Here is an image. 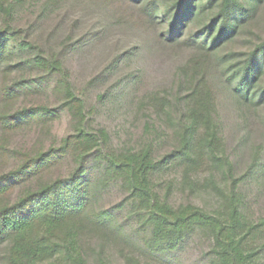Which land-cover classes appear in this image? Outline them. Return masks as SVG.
<instances>
[{"label": "rangeland", "instance_id": "obj_1", "mask_svg": "<svg viewBox=\"0 0 264 264\" xmlns=\"http://www.w3.org/2000/svg\"><path fill=\"white\" fill-rule=\"evenodd\" d=\"M147 13L137 0H0V28L14 31L15 47L0 66V117L55 114L12 130L0 125V173L22 153L62 146L68 151L44 180L88 168L86 209L56 228L59 251L43 264H226L209 227L188 231L170 250L150 244L153 211L187 205L222 220L236 206L255 227L243 243L264 264V104L237 101L225 70L263 42L264 1L214 51L194 42L197 23L169 40L166 21ZM189 105L198 115L195 148L180 160ZM141 163L158 165L147 180ZM9 246L0 245V264H10Z\"/></svg>", "mask_w": 264, "mask_h": 264}, {"label": "trees", "instance_id": "obj_2", "mask_svg": "<svg viewBox=\"0 0 264 264\" xmlns=\"http://www.w3.org/2000/svg\"><path fill=\"white\" fill-rule=\"evenodd\" d=\"M137 1L144 2V9L151 18L161 17L166 21L161 33L164 38L174 40L185 27L197 23L199 36L195 41L194 36L189 40L203 46L208 43L207 50L214 51L236 37L264 0ZM12 37L14 31L9 27L0 28V66L15 51L13 43H10ZM225 70L228 71L230 92L237 101L254 107L264 104V40L247 54L242 63ZM10 93V88L4 91L8 96ZM194 111L189 105L187 112L190 123L187 124L183 147L177 155L180 160L191 159L193 155V135L198 126V115H194ZM52 116L55 114L47 108L29 109L1 116L0 125L12 130L33 120H45ZM212 132L208 130L210 136L207 138L206 135L205 139L208 152L214 156ZM67 151V146H62L31 155L22 153L21 159L13 167L0 173V201L6 199L3 204L0 203V245L10 244V264H43L45 259L57 254L59 244L54 241V231L70 216L86 209L91 188L87 167H79L68 177L44 180V176ZM166 162L163 160L159 166ZM260 164H264V160ZM157 166L154 163L151 166L141 163L137 170L147 180L150 170ZM245 174L252 175L253 172ZM260 176H264L263 167ZM230 212L229 217L222 220L194 205L178 209L165 206V209L153 211L150 216L153 226L150 244L155 250H170L173 244L183 240L188 231L195 227H209L219 246V256L227 261L226 264H254L255 253L243 241L247 243L249 236L254 238L255 227L245 224L236 206H231Z\"/></svg>", "mask_w": 264, "mask_h": 264}]
</instances>
